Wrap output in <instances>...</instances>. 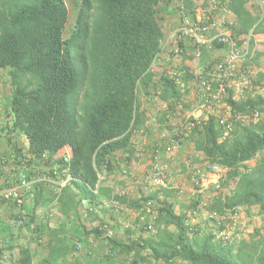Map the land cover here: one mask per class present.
Listing matches in <instances>:
<instances>
[{
    "label": "trees",
    "instance_id": "1",
    "mask_svg": "<svg viewBox=\"0 0 264 264\" xmlns=\"http://www.w3.org/2000/svg\"><path fill=\"white\" fill-rule=\"evenodd\" d=\"M172 1L80 0L67 34L70 11L66 0H0V68L9 70L11 77L7 111L11 127L25 135L29 160L61 163L63 158L54 157L68 147L64 165L75 177L71 186L82 197L95 201L93 189L99 175L114 170L112 155L131 149L137 123L145 120L138 107L142 88L154 90L167 103L158 117L165 127L171 129L172 125L165 124L176 117L184 120L187 104L180 105L185 98L173 77L164 72L154 83L156 74L151 71L165 37L160 7ZM227 7L237 17L231 29L239 45L251 30H264V19L260 20L246 0H229ZM212 46L222 47L218 42ZM193 76L188 70L183 80ZM246 97L235 99L230 90L227 103L235 118L230 138L222 139L218 118L210 115L192 131L190 140L195 150L226 170L218 190L225 186L228 192L218 195L210 210L223 213L225 208H257L264 216V120L245 121L255 110L264 112V96ZM71 186L60 196L70 195ZM164 192L163 197L158 193L142 197L160 206L155 231L127 242L107 237L113 252L131 256L130 264H264V237L231 245L215 239L214 226L191 231L189 211L198 202L190 210L176 213L166 201L173 191ZM52 195L46 184H34L32 211L47 205ZM26 215L34 221V214ZM35 231H39L38 225ZM92 232L104 235L106 231L96 228ZM43 243L38 237L37 246ZM1 244L0 258L5 249L14 248ZM45 244L47 254L36 264H59L67 253L65 243ZM17 264H34L30 247L21 248Z\"/></svg>",
    "mask_w": 264,
    "mask_h": 264
},
{
    "label": "crops",
    "instance_id": "2",
    "mask_svg": "<svg viewBox=\"0 0 264 264\" xmlns=\"http://www.w3.org/2000/svg\"><path fill=\"white\" fill-rule=\"evenodd\" d=\"M209 0H194L196 5H207ZM210 2V1H209ZM179 1H172L171 4L163 3L161 8V24L165 34L164 39L170 31L176 28L179 23L177 5ZM226 18L229 24L237 23V17L231 11H228ZM258 31V30H256ZM255 31V32H256ZM216 30L211 33H215ZM254 32V31H253ZM261 45L251 44L250 55L244 60L245 62L253 56L254 50L258 48L259 54L264 55V32L261 33ZM164 47V44H163ZM175 45L172 43L166 45L162 50L158 63L155 67L154 83L157 78L164 72L177 71L179 69H188L194 75L203 72L206 65L211 61L221 59L226 54V50L207 46L204 48L200 58H195V46L191 40L183 41L181 54H176L173 50ZM245 66V65H244ZM154 92V90L152 91ZM144 88L141 89L138 96L139 112L144 116V121H138L130 150H123L112 155L114 170L110 174H102L101 189L97 200L101 204L92 213H87L79 207V200L82 196L71 186L70 195L61 197L56 195L43 207L32 211L31 188H20L25 199L23 210L28 214H34L32 223L38 225L39 231H34L29 226L17 225L13 218L18 212L14 201L0 195V238L1 245L4 247L13 246V249H5L0 264H17L20 258L22 247H30L34 254V264L38 263L47 254L44 245L48 242L65 243L67 253L61 259L59 264H130L131 256L117 251L113 252L107 237L97 235L92 230L112 229L114 237L119 241L135 240L140 236H147V224L152 222L151 217L145 211H140L143 205L142 197L147 194L146 185L152 168V158L150 149L153 144L159 140L160 133L165 128L161 121L158 123L148 124L147 131L141 133L140 130L145 127L146 119L150 115H157L162 112L166 102L161 101L157 96L150 98L152 93ZM154 94V93H153ZM250 95V93H246ZM12 96V84L10 72L7 69L0 68V193L9 182L18 183L20 176L25 175L33 179L54 165V163L41 162L38 160H29L28 141L23 133L14 131L11 127V119L7 111L10 108ZM197 100L193 92L185 97L184 103L187 105L186 113L197 106ZM198 107V106H197ZM165 109V108H164ZM200 111L198 110L197 113ZM177 123L171 121V125ZM168 145L167 141L165 146ZM194 152V144L191 140H185L179 146L175 147L171 154L161 153L160 161L166 167L168 176L171 180L186 186L190 190L189 175L191 172L190 156ZM62 156H69V148L65 147L54 157L60 159ZM29 158V159H28ZM198 162V160L196 161ZM103 189L107 193H103ZM215 191V185L209 184L202 193H196L193 199L189 200L188 193L185 199L175 201L180 196L174 192H169L166 201L173 205L176 213L186 212L193 206L194 200L202 196L205 192ZM160 197L165 196V192H156ZM172 195V196H171ZM189 195V196H188ZM181 198V197H180ZM191 198V197H190ZM155 201V200H154ZM114 202L119 204L115 206ZM192 204L189 206V204ZM158 208L159 204L155 201ZM186 206L187 208H182ZM254 208H243L247 210ZM190 210V209H189ZM192 225L197 226L196 219L190 218ZM264 217V216H262ZM154 225V223H153ZM155 227V225H154ZM198 227V226H197ZM200 228V227H199ZM40 235V236H39ZM38 236L43 238L42 247L37 246ZM147 264V263H144ZM166 264V263H162ZM178 264H182L181 261Z\"/></svg>",
    "mask_w": 264,
    "mask_h": 264
},
{
    "label": "built area",
    "instance_id": "3",
    "mask_svg": "<svg viewBox=\"0 0 264 264\" xmlns=\"http://www.w3.org/2000/svg\"><path fill=\"white\" fill-rule=\"evenodd\" d=\"M176 1H179L176 7L179 15V23L164 39V47L172 43V45H175L173 51L176 54H181L183 41L189 39L195 46V58H200L205 47L212 46L214 42H218L226 50V54L221 59L208 63L203 72L194 75L186 81L183 80V76L187 73L188 69L181 68L177 71H167V74L172 76L178 85L182 97L185 98L189 92H193L198 107H194L190 116L183 117V121H177V123L173 124L171 129H168L166 126L160 133L159 140L153 144L150 149L152 168L146 185L148 193L144 196H149L155 193V191L161 192L164 190H171L180 197L186 196L188 193L195 195L196 193H202L211 183L218 190L221 176L226 170L220 165L207 160L203 152L194 149V152L190 156V190L186 186L169 178L166 167L160 161L161 153L171 154L174 148L183 143V141L190 140V134L196 126L200 124V121L206 120L210 115L217 116L218 123L222 129V139L230 138L234 132L233 121H235L231 108L227 103L230 90L233 91V98L236 99L237 95L246 96L245 94L247 92L251 93L253 90L261 88L253 83L247 71L240 69L241 62L250 55L253 30H251L246 41L239 45L238 39L231 29V24L228 23L225 17L229 11L227 7L229 0H209L210 2L208 1V4L205 6L194 4V0ZM190 3L193 6H189L188 4ZM246 4L252 11H256L260 20L264 19V0H246ZM213 30H216V32L211 33ZM164 47L162 45V50ZM159 56L154 59L151 65V71L155 70ZM150 98H156L153 92L150 94ZM183 101L184 99H181L180 105L183 104ZM166 106L167 103L164 106L165 109ZM198 110L201 111L200 117H197ZM159 115L160 113L150 115L146 119L145 127L140 132L142 134L145 133L148 124L158 123ZM191 116L194 117V120L190 119ZM260 116V111L255 110L249 114L248 118L257 120ZM169 124L171 125V121L165 125ZM166 141L168 145L165 146ZM68 157L62 156L63 162L55 163L48 170L37 174L33 179L22 175L17 184L12 182L7 184L0 195L15 202L18 212L13 218L14 223L22 226L28 225L35 231V224L29 221L28 216L23 210L25 196L20 191V188H29L38 182H42L55 195L60 194L63 189L71 186L75 180L68 166L64 165ZM197 160L198 162H196ZM102 179L103 176L100 174L99 182L93 189L96 195L100 192ZM214 200L215 197L213 194L202 196L198 200L196 207L191 211L190 218H196L200 210H205L207 217L215 225L213 229L215 239L226 244L239 245L243 238L239 233L231 231V228H235L238 224L240 208L237 207L231 210L228 209L223 213H217L211 211L209 208ZM100 204L101 202L97 199L93 201L89 198L81 197L79 200V207L87 213L94 212ZM114 204L117 206L119 203L114 202ZM140 211H145L149 214L152 222L148 223L146 228L148 232H154L155 227L153 223L158 217L155 201L153 199L145 200ZM187 224L191 231L198 230V227L192 225L189 220ZM105 231L106 237H114V231L112 229H106ZM39 241H43L41 237H39ZM0 242H2L1 238Z\"/></svg>",
    "mask_w": 264,
    "mask_h": 264
},
{
    "label": "rangeland",
    "instance_id": "4",
    "mask_svg": "<svg viewBox=\"0 0 264 264\" xmlns=\"http://www.w3.org/2000/svg\"><path fill=\"white\" fill-rule=\"evenodd\" d=\"M79 2H80V0H66V3L68 5L69 11H70V20H69V23L67 25V30H66L67 34H69L72 30L73 23H74V17L76 15ZM254 13L256 14V11H254ZM263 32H264V30L262 28L256 32L255 31L252 32L251 44L253 43L254 46L255 45H257V46L261 45L262 42L260 41V39H261L260 36H261V33H263ZM75 61L78 64H80L78 60H75ZM243 62H241V66H240L241 68L240 69L242 71H247V73H248V75H250V78L252 79L253 83L256 86L261 87L257 90H253L250 93V95H252L254 98L256 96H262L263 97L264 96V55L259 54L258 48L256 47V50H254L253 56L250 57V59H248L245 62V64ZM258 79H259V82L255 83L254 80H258ZM246 96L237 95L236 99H244V98H247ZM193 109H194V107L190 109V111H189L190 113H188V114L183 113L182 117L190 116L193 112ZM248 117L249 116L247 115V118L245 119V121L258 122V121L264 120V112H261V117L257 120H252L251 118H248ZM175 121L176 122L181 121V119L176 117ZM224 173L221 176L220 182H222V178L224 176ZM227 192H228L227 188H225V186H223L220 190L215 189V191L212 190L209 193L205 192V193H203L202 196H204V195L206 196L208 194H213L215 197V200H214V202H215L218 195H220L222 193H227ZM191 195H194V194H190L191 198L189 197V200L194 198V196H191ZM202 196H200V197H198V199L194 200L193 203L198 202V200L200 198H202ZM195 198H196V194H195ZM173 199L175 201H180L182 199H185V197H181V198L179 197L178 199H176V197L174 196ZM214 202L212 204H214ZM192 204L190 203L189 206H191ZM182 208L186 209L187 207L183 206ZM225 209H226V211L228 210L227 208H225ZM195 219L197 221L196 225L198 227H200L201 229L210 230L213 228V226H215L214 223L211 220H209V218L207 217L205 210H200L199 213L196 215ZM231 231H233L235 233H239L242 236L243 241H253L255 239H259V237H264V217H262L258 214L257 208L250 209L249 211L241 210L240 214H239L238 224L235 228L232 227Z\"/></svg>",
    "mask_w": 264,
    "mask_h": 264
},
{
    "label": "water",
    "instance_id": "5",
    "mask_svg": "<svg viewBox=\"0 0 264 264\" xmlns=\"http://www.w3.org/2000/svg\"><path fill=\"white\" fill-rule=\"evenodd\" d=\"M201 116V111L197 114V117H200Z\"/></svg>",
    "mask_w": 264,
    "mask_h": 264
}]
</instances>
